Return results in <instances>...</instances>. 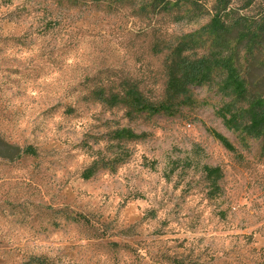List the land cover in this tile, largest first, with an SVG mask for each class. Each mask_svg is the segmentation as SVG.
Returning a JSON list of instances; mask_svg holds the SVG:
<instances>
[{
	"label": "rangeland",
	"instance_id": "374dc122",
	"mask_svg": "<svg viewBox=\"0 0 264 264\" xmlns=\"http://www.w3.org/2000/svg\"><path fill=\"white\" fill-rule=\"evenodd\" d=\"M179 14L0 0V264H264V146L225 127L222 96L194 86L158 112L99 100H165L171 50L208 21ZM205 166L222 170L216 194Z\"/></svg>",
	"mask_w": 264,
	"mask_h": 264
},
{
	"label": "trees",
	"instance_id": "16d2710c",
	"mask_svg": "<svg viewBox=\"0 0 264 264\" xmlns=\"http://www.w3.org/2000/svg\"><path fill=\"white\" fill-rule=\"evenodd\" d=\"M148 5L155 12L180 11L183 14L177 16L178 20L196 24L206 18L208 21L171 50L166 67V98L159 105L150 103L133 88L123 96L112 94L110 99L100 93L99 100L111 105L130 103L141 111H170L192 87L207 86L223 98L217 116L225 127L244 142L260 140L264 146V0H148ZM200 45L205 48L202 54L196 50ZM114 135L121 140L139 138L131 129L118 130ZM213 135L226 149L235 151L228 137L217 132ZM11 148L8 158L12 160L36 155L32 146ZM203 168L212 193H218L222 170ZM94 174L91 167L83 176L88 179ZM27 264L47 263L39 258Z\"/></svg>",
	"mask_w": 264,
	"mask_h": 264
}]
</instances>
